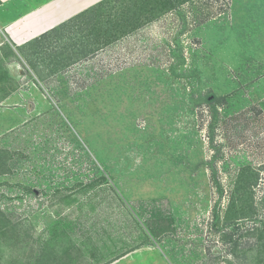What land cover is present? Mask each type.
Instances as JSON below:
<instances>
[{
  "label": "rangeland",
  "instance_id": "1",
  "mask_svg": "<svg viewBox=\"0 0 264 264\" xmlns=\"http://www.w3.org/2000/svg\"><path fill=\"white\" fill-rule=\"evenodd\" d=\"M65 31L0 61V264H264L238 236L264 224V0H192L71 64L83 32ZM243 165L258 215L228 228L234 246Z\"/></svg>",
  "mask_w": 264,
  "mask_h": 264
},
{
  "label": "trees",
  "instance_id": "2",
  "mask_svg": "<svg viewBox=\"0 0 264 264\" xmlns=\"http://www.w3.org/2000/svg\"><path fill=\"white\" fill-rule=\"evenodd\" d=\"M110 1L111 0H101L97 2L67 21L52 28L50 31H47L46 33L30 40L26 45L20 47L19 50L26 57L25 52L28 44L35 45L38 43V47H36L38 49H43L44 47L42 46L41 39L45 37L50 38L52 31L61 26H65L66 31L64 33L52 36H67V38L69 37L70 39H74V37L70 36V33H72V31H75L76 33L77 30L79 33L83 32V34L77 38L79 43L84 42L81 38L88 39L89 41L91 40L90 42H87L88 44H85L87 47L85 46L83 48L74 47V45L79 47L77 41L74 45L73 42H71V55L70 57L67 56L66 61L67 63L72 60L70 62L71 64L80 58L87 57L101 47L110 44L112 41L127 36L134 30L141 27L145 22L158 19L162 14L173 12L192 0H122L120 8H117L113 12L109 10L110 12L104 15L105 13L102 9L105 5H107V2ZM74 27L76 30L73 29ZM47 45H49V43L44 45L45 48ZM7 46L8 45L5 44L2 54L8 56V58L15 57L14 52ZM1 60H3V58L0 57V61ZM5 75L6 70H0L1 87L5 86V81L2 79ZM5 79L7 81H12L9 77H6ZM6 94L0 97V101L4 98V96H6ZM225 100V95H212L210 98H206V103L210 108H212V110L215 111L217 104H221ZM259 179L258 170L252 168L250 165H243L236 171L224 211V221L222 224L224 228L220 232V237L225 243L234 240V246L237 245V239H234L235 233L228 228L231 227L235 230L240 229L245 220L254 219L258 215V210L255 207L254 194L255 188L259 184ZM214 180L219 194L218 199L220 203V198L224 193V189L216 178H214ZM213 218L215 219L216 224H218L220 215L216 208H214L213 211ZM244 230L245 233H243ZM244 230L241 231L238 236L241 237L245 234L250 237H255L264 244V224L253 225L251 228H245Z\"/></svg>",
  "mask_w": 264,
  "mask_h": 264
},
{
  "label": "crops",
  "instance_id": "3",
  "mask_svg": "<svg viewBox=\"0 0 264 264\" xmlns=\"http://www.w3.org/2000/svg\"><path fill=\"white\" fill-rule=\"evenodd\" d=\"M99 1L101 0H56L53 9L40 13L37 7L31 5L33 0H0V33L6 35L5 44L15 54V57L9 58L3 55L5 44H2L0 57L4 62L25 60L20 47ZM10 95L6 94L3 99H8Z\"/></svg>",
  "mask_w": 264,
  "mask_h": 264
}]
</instances>
